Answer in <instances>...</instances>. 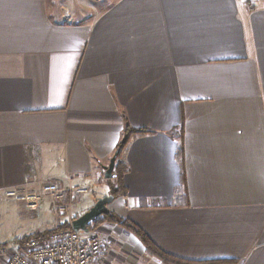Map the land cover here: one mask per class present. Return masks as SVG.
Segmentation results:
<instances>
[{
    "label": "crops",
    "instance_id": "crops-1",
    "mask_svg": "<svg viewBox=\"0 0 264 264\" xmlns=\"http://www.w3.org/2000/svg\"><path fill=\"white\" fill-rule=\"evenodd\" d=\"M250 1L0 0V239L27 231L6 246L71 226L5 191L68 178L97 190L63 192L82 216L127 124L152 134L124 154L111 213L177 259L264 264V0ZM101 228L90 264H161Z\"/></svg>",
    "mask_w": 264,
    "mask_h": 264
},
{
    "label": "built area",
    "instance_id": "built-area-1",
    "mask_svg": "<svg viewBox=\"0 0 264 264\" xmlns=\"http://www.w3.org/2000/svg\"><path fill=\"white\" fill-rule=\"evenodd\" d=\"M251 7L250 0H243ZM64 187L54 181H43L37 192L25 188L27 181L20 187L8 189L5 196L21 202L27 209L36 211L41 203L49 199L59 216L73 221V207L63 199V192L85 194L86 189L75 187L68 178L63 179ZM87 237L72 228L58 230L46 238L31 239L20 246H0V264H90L101 255L104 236L100 231H90Z\"/></svg>",
    "mask_w": 264,
    "mask_h": 264
},
{
    "label": "trees",
    "instance_id": "trees-1",
    "mask_svg": "<svg viewBox=\"0 0 264 264\" xmlns=\"http://www.w3.org/2000/svg\"><path fill=\"white\" fill-rule=\"evenodd\" d=\"M149 134H152V132L147 130H134L131 129L127 124L125 125L124 134L122 137V140L118 144L116 148L117 157L115 160L114 170L113 173L115 174V178L110 180L114 182V189L110 193V195H113L114 198L118 194H122L125 196L126 189L123 183V176L127 171V167L124 163V154L126 153L130 143L132 140L147 136ZM181 139V137L179 138ZM176 159L181 167L182 174L181 176L184 177L183 174V151H182V145L181 143L178 144L177 147V153H176ZM103 223L113 224L117 227L125 230L127 233L134 236L144 247L145 252L147 256L151 258H155L158 260L161 264H223L227 262H218V261H212V262H206V263H192L189 261H184L181 259H177L175 257H172L163 251L159 250L147 237V235L135 224H133L131 221L127 219H121L113 215L111 212H109L105 216H101L97 219H95L93 222L88 224L89 231L92 230V227H97ZM68 228V227H66ZM61 229V228H59ZM59 229H53L51 231L43 232V233H36L29 235L27 237H24L20 240H17V243H23L25 241L31 240V239H42L48 237L50 234L56 232ZM1 246V245H0Z\"/></svg>",
    "mask_w": 264,
    "mask_h": 264
},
{
    "label": "water",
    "instance_id": "water-1",
    "mask_svg": "<svg viewBox=\"0 0 264 264\" xmlns=\"http://www.w3.org/2000/svg\"><path fill=\"white\" fill-rule=\"evenodd\" d=\"M117 157V152L114 153L112 158L110 159V162L107 166L103 167L104 171V178L105 179H114L115 174L113 173L115 160ZM114 199L113 195H104L100 199L97 200V202L94 204L93 207H91L86 213H84L82 216L74 219L71 223V228L75 232H81V233H88L89 228L88 224L93 222L95 219L105 216L109 213V210L107 208V205L111 203Z\"/></svg>",
    "mask_w": 264,
    "mask_h": 264
},
{
    "label": "rangeland",
    "instance_id": "rangeland-1",
    "mask_svg": "<svg viewBox=\"0 0 264 264\" xmlns=\"http://www.w3.org/2000/svg\"><path fill=\"white\" fill-rule=\"evenodd\" d=\"M91 2H92V0H88V3H91ZM110 180H112V179H108V180L103 179V185H102L103 189L102 190L104 191V194L102 196H104V195H108L109 196L110 193L112 192V190L114 189V187H115L114 186V182L110 181ZM96 191H97L96 188H94V187L90 188L89 187L88 188V193L86 194V196H91V195L95 194ZM120 201H125V197L122 194H118L113 199V201L107 205V208H108L109 212H111L112 210H115L116 207H118ZM45 207H46V210L49 211L50 217H53V214H52L53 210L51 208V204L49 202H47L45 204ZM56 218L57 219H65L63 216H57V215H56ZM50 222H51V219H50ZM105 224L106 223H103V224H101V225H99L97 227H94V228L92 227V231H100L102 233V235H103V229L101 228V226H103ZM53 226H55V224L51 225V227H53ZM35 230H39V227H37ZM26 232L27 231H22V232L14 234L12 231H7V233L4 235V237H1L0 240L1 241L3 240V241L0 244L8 245L12 240L22 236L23 234H26Z\"/></svg>",
    "mask_w": 264,
    "mask_h": 264
}]
</instances>
